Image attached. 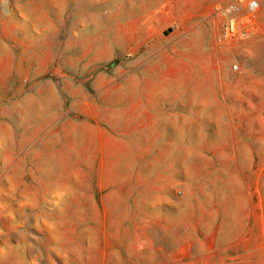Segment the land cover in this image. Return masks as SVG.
Listing matches in <instances>:
<instances>
[{
    "label": "rangeland",
    "instance_id": "1",
    "mask_svg": "<svg viewBox=\"0 0 264 264\" xmlns=\"http://www.w3.org/2000/svg\"><path fill=\"white\" fill-rule=\"evenodd\" d=\"M219 1L0 0V264H264V2Z\"/></svg>",
    "mask_w": 264,
    "mask_h": 264
},
{
    "label": "built area",
    "instance_id": "2",
    "mask_svg": "<svg viewBox=\"0 0 264 264\" xmlns=\"http://www.w3.org/2000/svg\"><path fill=\"white\" fill-rule=\"evenodd\" d=\"M212 11L221 19L220 36L225 41L248 40L259 33V0L219 1L213 4Z\"/></svg>",
    "mask_w": 264,
    "mask_h": 264
},
{
    "label": "crops",
    "instance_id": "3",
    "mask_svg": "<svg viewBox=\"0 0 264 264\" xmlns=\"http://www.w3.org/2000/svg\"><path fill=\"white\" fill-rule=\"evenodd\" d=\"M110 1V0H102ZM121 1H141V2H157L168 3L166 10L168 16L174 21H185L188 23L191 19L196 18L204 13V5L206 0H121ZM264 2V0H263Z\"/></svg>",
    "mask_w": 264,
    "mask_h": 264
},
{
    "label": "trees",
    "instance_id": "4",
    "mask_svg": "<svg viewBox=\"0 0 264 264\" xmlns=\"http://www.w3.org/2000/svg\"><path fill=\"white\" fill-rule=\"evenodd\" d=\"M114 64H116L115 61H112L109 63V66H113Z\"/></svg>",
    "mask_w": 264,
    "mask_h": 264
}]
</instances>
